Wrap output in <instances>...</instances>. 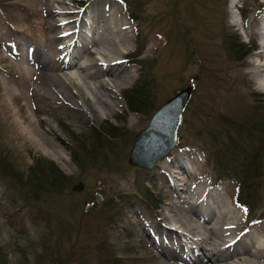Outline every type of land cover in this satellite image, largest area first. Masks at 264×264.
Here are the masks:
<instances>
[{"label": "rangeland", "instance_id": "rangeland-1", "mask_svg": "<svg viewBox=\"0 0 264 264\" xmlns=\"http://www.w3.org/2000/svg\"><path fill=\"white\" fill-rule=\"evenodd\" d=\"M65 1L70 10L77 11V21L80 18L89 21L99 13L102 16L109 14L112 20H118L120 28H127L124 29L126 49L121 52L123 58L119 66L128 75L120 80L118 93H112L116 102L112 109L98 108V116L86 114L85 105L80 108L75 104L76 100L81 102L78 88L67 82L66 62L60 58L63 52L59 51L64 43L61 44L56 35L66 31L63 28L54 30L52 23L57 24L68 17L56 16L52 22L50 12L59 8L58 3L52 8L46 5V0H0L1 152L12 157L24 173L37 159L53 162L72 179V187L80 181L86 188L82 195L75 192L76 195L66 193L53 198L55 201L71 199L80 204L81 209L76 211V215L84 227L71 236L73 246L65 244L58 253L49 256L46 264H104L106 262L100 261L95 254L96 246L102 240L120 260L117 264H215L203 255L198 244H188L189 237L195 240L199 236L194 231L187 232L188 228L179 222V218L186 213L181 206L183 200H188L185 198L188 195L186 191L176 190V186L167 179L174 171L183 173L178 163L191 173L181 174L182 181L187 182L193 192H201L202 198L209 200L195 207L194 211L200 218L191 212L194 216H190L189 228L195 224L203 225L204 220L210 217L216 220L217 217L210 213L217 207H230L238 214L239 224L235 231L238 240L230 248L234 250L233 256L221 264L243 262L246 255L235 256L237 250L264 247V200L260 206L263 210H257L256 218L249 219L244 209L233 201V187L228 184L214 186L210 181V167L197 153L179 143L181 138L188 136L182 120L175 148L158 161L153 170L146 171L127 164L133 140L147 126L149 119L130 113L127 115L122 98V92L132 87L139 76L135 61L128 58L137 50L138 38L144 48L141 59L152 63L160 83L156 88L158 101L166 100L191 84L197 88L193 106L201 101L211 110L222 112L224 106L221 101L225 104L228 95L238 98L236 102H231L228 111H239L241 106H247L254 98L264 105V91L259 87V79L252 73V61L262 51L263 39L259 28L264 22V7L259 10L258 6L264 4V0H239L236 13L230 7L231 0H173L180 22L189 28L183 35L180 28L178 31L172 29L169 20L172 0H138L142 7L141 15L147 18L146 24L130 21L119 0ZM243 10L247 14L246 20L240 16ZM86 31L91 33L89 29ZM88 32L86 38H78L73 49L75 55L79 54L80 64L96 63L100 57L95 52L97 45H89V49L85 47L90 40ZM225 33L234 34L252 49L241 63L230 60L224 47ZM179 36L187 40L188 45L190 42L189 47L195 46V52L204 64L202 73L205 80L197 85L195 81L199 80L200 71L197 65L185 63L186 46L183 50V46L177 44ZM208 75L218 76L221 85L226 84L223 91L210 89L212 83L206 82L212 79ZM98 90L102 92L100 88ZM217 95H220L221 101ZM99 125L106 129L109 126L120 128L122 135L114 142L119 148H126V158L122 153L109 172L97 169L80 177L79 167L72 161V153L77 154L78 145L88 144L90 129ZM28 130L43 133L42 144L35 141ZM75 137L83 140L82 143H74L72 139ZM182 141L187 144V141ZM48 145L62 150L64 158L56 157L43 148ZM177 158L180 161L175 163ZM136 181H141L149 190L152 203L159 205L157 210L153 204H149L150 209H147L144 203L129 200V196L134 195ZM96 194L101 196L100 203L96 202ZM108 204L112 205L110 209L106 208ZM87 205L88 210H83V206ZM32 216L27 204H19L14 193L0 185V247L9 264H41L38 255L42 254L48 242L53 241L50 235L53 229L47 215L36 221L31 219ZM107 216H111L110 221L105 222ZM166 216L175 220L167 221ZM252 261H246V264H252Z\"/></svg>", "mask_w": 264, "mask_h": 264}, {"label": "trees", "instance_id": "trees-1", "mask_svg": "<svg viewBox=\"0 0 264 264\" xmlns=\"http://www.w3.org/2000/svg\"><path fill=\"white\" fill-rule=\"evenodd\" d=\"M119 1L130 21L133 23L141 21L146 24L147 18L141 15L142 7L138 0ZM261 7H264V4L258 6L259 10ZM170 8L172 12L169 20L172 29L175 31L181 29V35L188 32L189 28L180 22L179 13L176 12L178 10L173 0L169 4ZM240 16L245 20L247 18L244 10ZM166 39L164 38V40ZM176 42L183 46V50L186 46L185 63L197 65L200 71L198 72L199 80L195 81V85L203 82L205 74L202 73L204 68L202 65L204 64L200 62L201 56L195 52V46L189 47L190 42L188 45L187 40L180 39V36ZM224 44L230 60L235 63H241L252 51L249 49V45L243 44L239 37L232 33H225ZM142 45L143 42L136 38L137 50L128 58L135 61L139 76L132 87L122 92V98L125 102L127 115L130 113L150 119L165 100L160 102L156 98V88L160 86V83L154 74L152 63L141 59L144 52ZM208 77L212 79V81L206 82L212 83L210 89L218 92L223 91L226 84L221 85L218 76L214 78V75H208ZM196 91L197 88L194 86L192 97L182 119V126L187 129L188 136L181 138L179 143L182 147L197 153L210 167V181L214 186L228 184L233 187L235 204L244 209L247 218H256L257 210L260 211L264 208V206L260 208L262 200H264V105L258 98H254L253 102L247 106H241V110L228 111L227 108L230 107L231 102L238 100L237 96L228 95L224 104L220 95H217L216 97L223 103L224 111L216 112L208 108L204 102L201 104V101L193 106ZM251 96L256 97L254 94ZM221 103L218 102V104ZM89 132L88 144L78 145V150L75 152L77 154L72 153V161L79 167L80 177L87 171L97 169H106L109 172L116 166L122 153L125 158L127 155V151H124L126 148H119L114 142L122 135L120 128L109 126L106 129L103 125H99L98 128H91ZM182 139L187 141V144ZM72 141L80 144L83 140L75 137ZM16 165L14 159L9 158L0 149V185L14 193L19 204L23 206L27 204L29 211L33 214L31 219L34 221L47 215L48 223L53 229L50 233L53 241L48 242L42 254L38 255L40 263L46 264L49 256L58 253L65 244L69 243L73 246L71 236L76 235L84 227L76 215V211L81 209L80 204L71 199L53 200V198L64 196L66 193L69 195L77 193L72 191V179L65 176L53 162L42 158L37 159L27 173L19 170ZM83 193L84 191L79 195ZM129 197V200L134 199L144 203L147 209H150L149 204L154 205L149 190L144 188L141 181L134 183V195ZM11 205L13 207L14 203ZM59 205L63 207L59 208ZM158 206L154 205L153 207L157 210ZM111 207V204L106 205L107 209ZM83 210H85L84 206ZM110 217L107 216L105 222L110 221ZM100 229L98 228V230ZM103 243L102 240L96 246L95 254L99 256L100 261L106 262L104 264H117L120 260L115 256L113 250ZM0 264H9L1 247ZM100 264L103 263L100 262Z\"/></svg>", "mask_w": 264, "mask_h": 264}, {"label": "bare ground", "instance_id": "bare-ground-1", "mask_svg": "<svg viewBox=\"0 0 264 264\" xmlns=\"http://www.w3.org/2000/svg\"><path fill=\"white\" fill-rule=\"evenodd\" d=\"M238 2L239 0H231L230 7L233 10V13H236L237 11ZM55 3H58L59 8L50 12L52 22H54L56 16L68 17L62 22H57V24L55 22L52 23V26L54 30L63 28V30L65 29L66 31L63 34H57L56 39L59 42H62L61 44L64 43V45H62L64 47H62L59 52H63L60 55V58L63 62H66L64 65V71L68 70V72L65 73V76L68 79L67 82L73 83L78 88V98L81 102L79 103L76 100L75 104L80 108H83L85 105L87 110V112L85 111L86 114L88 113L93 116H98V108H101L102 110L104 108L112 109V107L116 105L112 93H118L120 80L128 75V72L119 66V62H121L120 59L123 58L122 53H124L126 49V34L124 33L126 27L124 26L123 28H120L119 22H117L118 20L114 21L109 14H104L102 16L101 13L92 16L89 21H84L82 18L77 21L75 18L78 14L77 11L74 12L73 10H70L69 7L66 6L68 3H66L65 0H46V5L51 6L52 8ZM87 29H89L91 33L86 31ZM259 29L260 35L263 39L262 51H260L252 61L254 64L252 73L259 79V87L264 91V22ZM86 32L90 35L88 36L90 40L85 47H88V49L90 46L94 45H97L98 47L95 52L100 57L96 63L80 64V62H78L79 54L75 55L73 51L78 38H86ZM93 68L97 69L95 71H89V69ZM98 88L104 93L99 91ZM28 133L35 139V141L42 144L43 133L35 130H28ZM43 148L56 157L62 156L64 158V152L62 150H57L50 145H48V147L43 146ZM178 161H180L178 158L175 159V163ZM178 166L181 172H183L181 174L189 175L190 172H187L183 164L178 163ZM174 173H178L180 176ZM174 173L170 174V177L167 178L168 181L176 186V190L181 192L186 191L188 195L185 197L186 199L188 198V200L182 201L183 204L181 207L184 208L186 213L179 218V222L181 226L188 228L187 232L194 231L199 236L197 239L195 238V240L189 237L187 239L188 244H198L203 255L207 257L209 261H212V263L221 264L222 262H226L233 256L234 250H230V248L234 243L236 244L238 240L235 238V231L238 229L239 224L236 210L230 207H227L226 209L217 207L216 210H211L210 213L217 217L216 220L210 217L207 220H204L203 225L195 224L194 227L189 228L190 225H188V223L192 220L190 218L192 213L200 218L194 211L195 207L209 200L208 198H202L201 192H193L191 186H187V182L184 180L182 181L179 172L174 171ZM181 181L182 184H179ZM180 186H182V188H178ZM166 220L173 221L175 219L171 216H166ZM242 254L246 255V259H244L243 262L236 264H246V261H250L251 259H253L252 264H264L263 246L259 248L253 247L252 249H240L235 252V256H240Z\"/></svg>", "mask_w": 264, "mask_h": 264}, {"label": "water", "instance_id": "water-1", "mask_svg": "<svg viewBox=\"0 0 264 264\" xmlns=\"http://www.w3.org/2000/svg\"><path fill=\"white\" fill-rule=\"evenodd\" d=\"M194 91L191 84L178 90L166 99L152 114L147 126L134 138L127 156V164L131 167L151 171L156 163L167 157L175 148L178 140V128ZM84 184L78 182L72 187L73 192L80 193ZM97 203L101 196L95 195ZM89 205L85 207L88 210Z\"/></svg>", "mask_w": 264, "mask_h": 264}]
</instances>
